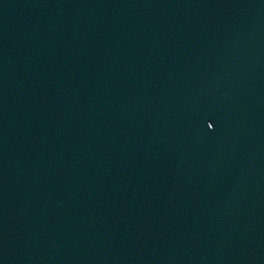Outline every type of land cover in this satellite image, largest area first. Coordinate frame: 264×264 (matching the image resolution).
I'll use <instances>...</instances> for the list:
<instances>
[{"label":"water","instance_id":"obj_1","mask_svg":"<svg viewBox=\"0 0 264 264\" xmlns=\"http://www.w3.org/2000/svg\"><path fill=\"white\" fill-rule=\"evenodd\" d=\"M0 264H264V0H0Z\"/></svg>","mask_w":264,"mask_h":264},{"label":"snow or ice","instance_id":"obj_2","mask_svg":"<svg viewBox=\"0 0 264 264\" xmlns=\"http://www.w3.org/2000/svg\"><path fill=\"white\" fill-rule=\"evenodd\" d=\"M212 126V121L211 120H209V127H211Z\"/></svg>","mask_w":264,"mask_h":264}]
</instances>
